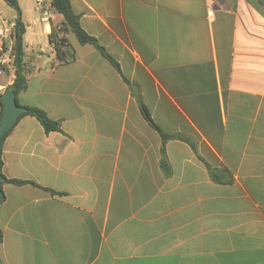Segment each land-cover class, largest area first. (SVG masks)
I'll list each match as a JSON object with an SVG mask.
<instances>
[{
	"label": "crops",
	"instance_id": "1",
	"mask_svg": "<svg viewBox=\"0 0 264 264\" xmlns=\"http://www.w3.org/2000/svg\"><path fill=\"white\" fill-rule=\"evenodd\" d=\"M69 1L121 72L18 0L37 70L17 99L60 129L25 114L3 142L25 182L3 184L1 264H264V0Z\"/></svg>",
	"mask_w": 264,
	"mask_h": 264
},
{
	"label": "trees",
	"instance_id": "2",
	"mask_svg": "<svg viewBox=\"0 0 264 264\" xmlns=\"http://www.w3.org/2000/svg\"><path fill=\"white\" fill-rule=\"evenodd\" d=\"M6 1L10 6L15 8L17 11V15L15 18V28L13 31V36L15 39V44H14L15 59H14V65H13V70H12L13 80L8 85V87L11 90H13L16 95H18L22 90L27 88L29 79L37 70V67L34 63V59L36 58V55L31 54L27 52L26 50V46H25L26 24L22 19L21 8H20L18 0H6ZM52 6L58 13L61 14V16L64 19V23L67 25V27H69L72 30V32L75 34V36L77 37V39L79 40L81 44H86V43L93 44L121 72V67H120L119 62L103 46H101L97 42L95 37L88 34L83 29L80 23V17L72 9L69 0H52ZM50 36L53 38V36L56 37L57 35H54V33H51ZM65 45L67 46V49H62V46H65ZM55 48L57 50V55L59 59L62 61H66L67 59L73 58L75 56L73 50L70 49L68 40L65 39L64 36L57 37L55 39ZM124 79L130 84V81L126 77H124ZM17 102H18V99H17ZM0 103L2 102L0 101ZM25 107H27V111L23 113L21 116L25 114L36 116L40 120V122L42 123V125L44 126L47 132L60 129V122L57 120L51 119L44 110L38 107H35V106H25ZM142 109L145 114V117L159 130L161 137L163 139V142L171 138H178V139L185 140L189 142L192 146H194V143L192 142V140L183 133H166L165 131H163L156 123L153 122L147 108L144 105L142 106ZM13 127L3 135L1 142H0V173L2 175V181L0 182V190L3 194V198L0 200V202H2L5 197V193L3 190V184L5 182H13V183L25 182L24 180H21V179L9 178L2 171V164H3L2 146H3V142L6 136L10 133ZM164 167L167 168L166 165H164ZM212 173L214 174V171ZM215 177L219 178L217 175H215ZM2 240H3V232L0 228V242Z\"/></svg>",
	"mask_w": 264,
	"mask_h": 264
},
{
	"label": "built area",
	"instance_id": "3",
	"mask_svg": "<svg viewBox=\"0 0 264 264\" xmlns=\"http://www.w3.org/2000/svg\"><path fill=\"white\" fill-rule=\"evenodd\" d=\"M41 20L50 23L51 15L47 7L42 9ZM14 28L15 21L6 17L0 18V74H5L7 70H13L15 59Z\"/></svg>",
	"mask_w": 264,
	"mask_h": 264
},
{
	"label": "water",
	"instance_id": "4",
	"mask_svg": "<svg viewBox=\"0 0 264 264\" xmlns=\"http://www.w3.org/2000/svg\"><path fill=\"white\" fill-rule=\"evenodd\" d=\"M133 92L140 100L139 93L137 91V87L133 86ZM0 100L3 103V114L0 119V142L3 137V135L9 131L16 121L19 119V117L27 111V107L20 105L17 102V95L13 90H11L9 87H6L2 93H0ZM2 181V175L0 173V182ZM3 198V194L0 190V200Z\"/></svg>",
	"mask_w": 264,
	"mask_h": 264
},
{
	"label": "rangeland",
	"instance_id": "5",
	"mask_svg": "<svg viewBox=\"0 0 264 264\" xmlns=\"http://www.w3.org/2000/svg\"><path fill=\"white\" fill-rule=\"evenodd\" d=\"M47 29H49V26H47ZM63 36L65 37V39H67V37L65 36V34L61 35L60 37H63ZM70 38H71L72 41H75L76 40V36L75 35L70 36Z\"/></svg>",
	"mask_w": 264,
	"mask_h": 264
}]
</instances>
